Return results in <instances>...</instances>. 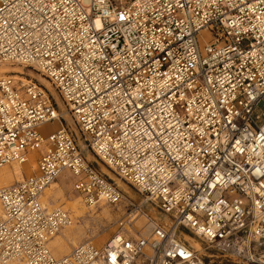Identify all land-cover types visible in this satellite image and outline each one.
Listing matches in <instances>:
<instances>
[{"label":"built area","instance_id":"built-area-1","mask_svg":"<svg viewBox=\"0 0 264 264\" xmlns=\"http://www.w3.org/2000/svg\"><path fill=\"white\" fill-rule=\"evenodd\" d=\"M3 63L55 92L0 75V168L33 151L37 163L0 187V264H211L182 229L264 264V0H0ZM66 173L88 206L123 210L106 243L56 256L49 242L73 220L42 197Z\"/></svg>","mask_w":264,"mask_h":264},{"label":"rangeland","instance_id":"rangeland-1","mask_svg":"<svg viewBox=\"0 0 264 264\" xmlns=\"http://www.w3.org/2000/svg\"><path fill=\"white\" fill-rule=\"evenodd\" d=\"M4 67H9V68H13V67L20 68L21 67L23 72H24V74L21 76L24 78L23 79L24 83L26 82L25 80H28V78H29V76H27L28 74L34 75L35 77L40 79V81H42L45 85H46V82H48L47 80H44L42 77L37 75L33 70L27 69L20 64L7 63V64L0 65V68H4ZM10 73L15 74L14 72H10ZM0 74H1V72H0ZM3 74H5V73H3ZM53 92H55L54 89H53ZM60 103L62 104V102H60ZM61 108H62L61 109L62 113L64 111L68 112L67 108L63 104L61 105ZM63 122H64V125L67 129L74 132V135L76 137V140H77V143L79 144V146L84 147V145H85L84 135H83L82 131L78 128V126L75 124V122L73 121L70 113H69V117L68 118L66 117V121H63ZM58 128H59V122H57V121L51 122V123H48L45 125V130L47 132L54 131ZM85 155L88 157L89 160L93 161V163L99 169H101L106 175H107V173H106L105 169L108 170L111 174L113 173L110 169H108L104 165V163L97 156H94L91 151L85 150ZM32 156L34 158V155L32 154L30 156L28 162L30 161ZM34 160H35V158H34ZM28 162H26V163H28ZM14 166L15 165L10 166V167H14ZM31 166L32 167H31V170H29V172H26L27 170L23 169L24 176L31 175L33 172H36L37 163L34 161V163ZM112 175H113V177H111V178L117 183V185L120 188H122L125 191V193L127 194V196L129 198H133L136 201H142L143 200V196L135 188L126 185L119 177H117V175L115 173H113ZM67 180H69L71 182H72V180H74L71 174L68 176ZM118 180H121V182L124 183L125 186H123V185L121 186L120 181H118ZM0 186H2V185H0ZM65 190L69 196H72V199L78 196L77 193L73 191V187L71 184H70V186H67L65 188ZM57 198H59V199L61 198V200L58 199V201L59 202L61 201V203H63L62 197H57V196L54 197V199H57ZM78 199H79V197H78ZM79 200H81V199H79ZM81 204L83 205V207L85 206L84 208L89 210L90 214H87V215H92V216L91 217L88 216L87 218H83L80 220L81 222L79 223V227L76 229L77 234L72 236V237H69L71 244L72 245L79 244L80 240H83L81 238L82 236H85L84 239L92 240L93 242H95L98 245L104 244L115 232V230H116V224L115 223H116V220L118 219V217L121 216L123 207H120L119 210H117V209L109 206L111 209L110 213H106L104 206H98V207H89L88 206L87 207L86 205H84L83 202H81ZM57 206H61V205H57ZM62 206H64V208L67 209V207H65L64 203ZM152 208L153 207H151V205H147V209L150 212H152L153 218H156L157 220L161 221L162 223L168 224L167 222H169L170 220H168V219L166 220L167 215L160 213L156 209H154V208L152 209ZM70 215L72 217L71 211H70ZM72 219H73V217H72ZM75 223L76 222L73 219L72 226H74ZM68 230H70V229L68 228L67 230L63 231V233L67 232ZM182 231L185 233H188L194 237H197L193 233H191L187 230L182 229ZM178 237L183 239V233H181V231L178 232ZM79 238H80V240H79ZM197 238L202 242V244L205 247H208V249H206V252L204 254H201L199 252L201 255L204 256V258L207 262H209L211 264H244V263H241L239 261L234 260L231 257L226 256L224 253H222L220 250H218L215 247H209L208 243L205 240H203L202 238H199V237H197ZM185 242L189 244V242H187V241H185ZM50 245H51L52 250L56 249V244L54 242H51ZM66 247H68V244L66 245ZM67 253H69V249H68ZM67 253H65V254H67ZM65 254H62V255H65Z\"/></svg>","mask_w":264,"mask_h":264},{"label":"bare ground","instance_id":"bare-ground-1","mask_svg":"<svg viewBox=\"0 0 264 264\" xmlns=\"http://www.w3.org/2000/svg\"><path fill=\"white\" fill-rule=\"evenodd\" d=\"M3 64H7V63H3ZM14 64H17V63H14ZM0 72H1V74L0 75H3V73H10V72H14L15 74L14 75H16V77L18 78V79H21L22 81H23V77H21L23 74H24V72H23V70H22V68L20 67V68H18V67H13V68H9V67H4V68H0ZM32 76H34V75H32ZM40 77H42L44 80H47L46 78H44L43 76H41V75H39ZM26 82L24 83V84H26V83H29L30 81H29V79L28 80H25ZM48 81V80H47ZM43 83V82H42ZM46 86L48 87V88H50V89H52V91H53V87H52V85H51V83L48 81V82H46ZM63 114H64V116H66L67 118L69 117V113L67 112V111H64L63 112ZM34 153H36V152H31L30 153V155H29V158H30V156L33 154L34 155ZM34 157H35V155H34ZM29 158H28V160H29ZM28 160L26 161V162H28ZM26 162H24V163H22V164H19V163H11V164H8V165H6V166H4V167H2V168H0V185H2V186H6V185H12V184H14L15 182H17V181H20L21 179H23L25 176H24V174H23V169H26L27 171L26 172H29V170H31V165L34 163V158H33V156H32V158L30 159V161L28 162V163H26ZM26 163V164H25ZM13 165H15L14 167H10V166H13ZM105 165V164H104ZM106 166V165H105ZM107 167V166H106ZM108 169H110L109 167H107ZM111 170V169H110ZM105 171H106V173H107V175L108 176H110V178L111 177H113V173L111 174L108 170H106L105 169ZM30 174V173H29ZM116 174V173H115ZM70 174H62L61 176H65L66 177V179L68 178V176H69ZM117 175V174H116ZM60 176V177H61ZM117 177H119L118 175H117ZM120 178V177H119ZM121 179V178H120ZM58 180V179H57ZM54 181L50 186H48L46 189H45V191H44V196H43V198H42V202H44V205H46L47 206V208H48V210H54V209H56V208H61V209H63V210H67V211H71V214H72V217H73V219L75 220V225L74 226H72V224H73V221H72V224H70V225H68V226H66V227H64V228H62L57 234H55L53 237H52V241L51 242H54L55 244H56V249H54V252L56 253V254H58V255H61V254H65V253H67V251H68V247H66V242L65 241H68V240H65V239H62L60 236H58V235H60L59 233L62 231H65V230H67L68 228L70 229V230H68L67 232H65V233H62L61 235L63 236V237H72V236H74V235H76L77 234V232H76V229L79 227V223L81 222L80 220L81 219H83V218H87L88 216L89 217H91L92 215H87V214H90L89 213V210H87L86 208H84L83 207V205L81 204V202H83L84 203V205H86L87 207H88V205L81 199V197H79V199H81V200H79L78 198H75V199H67L66 197H67V195H66V197H65V194H64V191H63V189L61 188V186L59 185V183H58V181ZM122 180V179H121ZM121 180H118V181H120V184H121V186L123 185V186H125V184L126 185H128V186H130L129 184H127L125 181H123L124 183H122L121 182ZM71 185H72V182H71ZM1 187V186H0ZM130 187H132V186H130ZM55 196H57V197H62V201H64L65 202V207H67V209H64L62 206H57V205H62L63 203H61V201L60 202H52V199H54V197ZM81 201V202H80ZM101 206H104L105 208V212L106 213H110V207L109 206H107V205H101ZM90 207V206H89ZM91 207H94V206H91ZM69 211V212H70ZM104 213V212H103ZM97 217V216H96ZM72 219V220H73ZM156 219V218H155ZM170 220L171 221V219H170V217L169 216H167V218H166V220ZM157 220V219H156ZM170 221L169 222H167V223H170ZM165 224V223H164ZM81 227V226H80ZM181 233H183V239L182 238H180V239H182L183 241H187V242H189V244L195 249V250H197L198 252H200L201 254H204L205 252H206V249H208V247H205L203 244H202V242L197 238V237H194V236H192V235H190V234H188V233H185V232H183V231H181ZM178 235V234H177ZM180 237V236H179ZM67 239V238H66ZM107 242V241H106ZM105 242V243H106ZM50 243V242H49ZM49 246V245H48ZM75 247V246H74ZM73 247V248H74ZM49 248H50V246H49ZM72 248V249H73ZM72 249L69 251V253L72 251ZM51 250V249H50ZM52 252V251H51ZM53 253V252H52ZM69 253H67V254H65V255H68ZM65 255H63V256H65Z\"/></svg>","mask_w":264,"mask_h":264},{"label":"crops","instance_id":"crops-1","mask_svg":"<svg viewBox=\"0 0 264 264\" xmlns=\"http://www.w3.org/2000/svg\"><path fill=\"white\" fill-rule=\"evenodd\" d=\"M28 176V175H27ZM58 181V183H59V185L61 186V188L63 189V191H64V194H65V197H66V195H67V199H72V196H69L67 193H66V190H65V188L67 187V186H70V184H71V181H69V180H67L66 179V177L65 176H61V177H59V179L57 180ZM74 191V190H73ZM45 194V193H44ZM44 194H43V196H44ZM74 195V194H73ZM79 196H77V197H75V198H78ZM43 198V197H42ZM75 198H73V199H75ZM58 199L59 198H57V199H52V202H59L58 201ZM59 200H61V198L59 199ZM63 203H64V205H65V202L64 201H62ZM63 205V204H62ZM61 205V206H62ZM63 208H64V206H62ZM65 209V208H64ZM68 210V209H67ZM63 232L61 231L59 234L60 235H58V236H60L62 239H65V240H68V241H66V244H68V249H69V251L75 246V245H72L71 244V241H70V238L69 237H63L61 234H62ZM67 238V239H66ZM83 240H80V238H79V240H80V242H83V241H85V240H88V239H84L85 238V236H82L81 237ZM52 241V240H51ZM51 241H50V243H51ZM50 243H49V246H50V249H51V251L53 252V254L54 255H56V256H63L62 254L61 255H58V254H56V253H54V249L52 250V248H51V245H50ZM103 245V244H102Z\"/></svg>","mask_w":264,"mask_h":264}]
</instances>
